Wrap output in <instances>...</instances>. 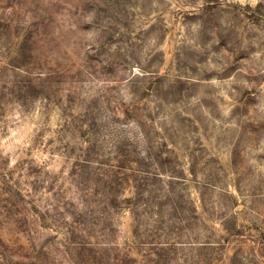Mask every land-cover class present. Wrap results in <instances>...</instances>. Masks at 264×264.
<instances>
[{
  "label": "rangeland",
  "instance_id": "rangeland-1",
  "mask_svg": "<svg viewBox=\"0 0 264 264\" xmlns=\"http://www.w3.org/2000/svg\"><path fill=\"white\" fill-rule=\"evenodd\" d=\"M0 264H264V0H0Z\"/></svg>",
  "mask_w": 264,
  "mask_h": 264
}]
</instances>
